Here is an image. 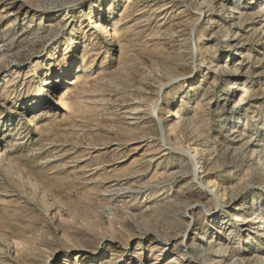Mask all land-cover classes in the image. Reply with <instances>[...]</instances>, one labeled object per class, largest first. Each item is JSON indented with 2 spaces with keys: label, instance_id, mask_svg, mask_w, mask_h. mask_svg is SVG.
<instances>
[{
  "label": "rangeland",
  "instance_id": "1",
  "mask_svg": "<svg viewBox=\"0 0 264 264\" xmlns=\"http://www.w3.org/2000/svg\"><path fill=\"white\" fill-rule=\"evenodd\" d=\"M10 1L0 2V264H180L189 254L198 264H264V165L251 151L264 148V0L210 1L242 8L232 21L207 15L201 0H25L39 11L19 8L20 1L7 8ZM91 2L92 16L107 17L109 30L94 35L99 54L86 60L92 85L72 106L59 100L65 87H72L71 98L83 91L67 83L77 68L83 73L85 29L74 30ZM127 10L130 39L118 40L113 24ZM60 15H74L69 29V23L57 25ZM235 21L240 29L231 26ZM229 30L241 45L239 55L226 56ZM181 56L186 64L176 63ZM211 59L235 75L207 72ZM9 62L19 64L9 70ZM50 62L54 81L44 85L43 103L27 110ZM28 68L22 88L3 90ZM225 90L233 101L223 108ZM121 103L142 104L146 129L127 128ZM164 118L180 129L169 136ZM139 135L148 138L133 139ZM101 141L110 144L85 153ZM183 146L207 151L213 188L203 186L202 169ZM13 165L22 173L13 175ZM26 173L35 190L25 187ZM191 176L204 188L198 206L195 190L187 189ZM230 191L239 194L234 204ZM245 215L256 217L253 227L242 223ZM187 224L186 233L179 232ZM220 226L223 233H213ZM82 227L102 238L98 254L88 258L85 250L70 249V232ZM151 234L173 237L151 243Z\"/></svg>",
  "mask_w": 264,
  "mask_h": 264
},
{
  "label": "bare ground",
  "instance_id": "2",
  "mask_svg": "<svg viewBox=\"0 0 264 264\" xmlns=\"http://www.w3.org/2000/svg\"><path fill=\"white\" fill-rule=\"evenodd\" d=\"M15 1H20L19 2L20 4H18L19 8L22 7V6H28L29 8L34 9L36 11L41 10V9H38V8H33L32 6H30V4H27L28 2H26L25 0H11L10 2L4 3V4H6L8 6L7 8H9L10 5H8V4H12ZM96 1H98V0H96ZM111 1L112 0H106L107 5L110 4ZM210 1L211 0H201V2H204V3L207 2V3L204 4V6L206 7L205 11L207 13L209 12L207 15L215 14V16L216 15L218 17L220 16L221 18H223V20H227V21L228 20H231V21L232 20H239L241 15H243V12H241L242 8L241 9H239L238 7L234 8L235 6L231 5V6H229L226 9V7L224 8L225 4H223V2L219 3L218 6H216V4L213 6L212 4H210ZM216 1H218V0H216ZM221 1H225V0H221ZM232 1L234 2L235 0H232ZM0 2H1V0H0ZM252 2H253V0H249L247 3H252ZM92 6H94V2L90 3V6H89L90 10H89L88 14H81L80 15L81 21L77 24V27L75 26V30H74V33H77L80 27L85 29V33L83 34V36L80 37L81 38V42L83 44V48L81 50V55H82L81 56V65H83V68H82L83 73H82L80 68L79 69L77 68V70H79V71H76L74 78H71L69 80V82L67 83V84L73 85V87L80 86L83 89V91L76 93L75 96L73 95L75 98H71L69 95L73 91L72 87L71 88L65 87L64 91L61 93V98L59 100L61 102V101H66V100L70 99L72 106H74L77 103V99H80V97L82 95H86L88 93L87 92L88 88L92 85L91 79H89V77L91 75V68L92 67L88 66L89 62H87L86 60L88 59V57H90V55H93V54L98 55L99 54V52H98V50H99V46H98L99 42L95 41L96 37H94V35L96 34L98 29H102V28H107L108 29V26L104 27V23L106 22V18L107 17L104 18L102 16L100 17L99 15H98V17H96V16L93 17L92 16V10H91ZM66 7H68V6H66ZM217 7H219V8L217 9ZM107 9L110 10V8H107ZM50 10L53 11L54 9L49 8V9H47L45 11L47 12V11H50ZM98 10H99L98 14H101L100 13L101 5L98 6ZM263 11H264V6H261L259 8V13H260L259 15L260 16L263 15ZM111 14H112V12H111ZM39 16L42 18L43 15L41 14ZM130 16H131L130 11H128V10L124 11L116 19V23L113 24V34H114V36H116V38L118 40H119V37L122 38L125 41H128L130 39L129 38L130 36H127L125 34V31H126L125 24H127L129 22ZM73 18H74V15H69V16L60 15L59 18L56 19V22H57V25H59V26H62V25L64 26V25H67L69 23V25H68V29H69L71 27V25H72V22L74 21ZM100 21H101V23H100ZM236 22L237 21L232 22L231 26L240 29L238 23H236ZM88 23H89V25L86 27V24H88ZM230 32H231L230 30L226 32L225 40H223L224 51L227 53L226 56H229V55H232V54H238L239 55V53H240L239 50L241 49V47H240L241 45H240V43L235 42L236 41V37H237L236 33H234V35L231 36ZM109 33L110 32H108L107 35H109ZM88 34H89V36H87ZM49 35H51V34H49ZM110 35H112V33ZM57 38H58V32H54V34L52 36V40H53L52 44L53 45L49 48L50 52H54L55 46H56V44H54V43L56 42ZM86 40H88V43H86ZM89 44H90V47L88 48L87 46ZM218 48L219 47H218V44H217L216 48H214V50L217 51ZM68 51H70V49H69V46L66 45V47L64 48V55ZM49 55L50 54L47 53L46 56H49ZM68 57L69 56H65V57H63V59L66 60ZM182 58L183 57L181 56L179 58L181 60L176 62V63L179 64V65L186 64V62H184L185 59L184 58L182 59ZM11 62H13V61H11ZM11 62H9L8 65H6L9 70H11L14 67H17L18 64H19V63L18 64H15V63L13 64ZM38 62L39 61H36L35 64L38 63ZM32 65H34V64H32ZM31 66H30V68H31ZM103 66H104V63L101 64L99 67H103ZM204 66H205V69H206L207 72L211 71L212 73H219V74L226 75V76H234L235 75L234 72H231V71L227 70L228 67H227L226 63L218 64V63H215L213 61V59H211L209 61V63H207V65H204ZM30 68H28L27 72H25V73H21V71H18L16 76L11 81L5 82V84L3 86V90L4 89H8L9 86H13V88H14L15 85H17V86L22 88L26 84L27 77L31 75V73H28V71L31 70ZM52 72H53L52 63L50 62L49 66H48V69L44 73L43 79H44L45 82L42 83V85L39 86V88L37 89L36 93H34L33 97H31L29 99V101L27 102V105H26V109L27 110L32 108V107H34V106H37V105H40L41 103H43V101L45 99V98H42V96L44 95V93L42 91H43V89L45 90V86L44 85L47 84V83L50 84V83H52L54 81V80H50V77L53 74ZM21 76H22V78L20 79ZM46 79H49L50 81L47 82ZM226 80L228 81V78ZM226 90L223 91V94H222V97H221L222 100H223V104H222L223 108H224L225 105H228V102H232L233 101V99L231 97L232 95H230V93H228ZM14 91H15V89H13V92ZM119 106H121V108H125V111H123V113H124L123 116L121 117V115H120V117L123 118V120L126 121L127 125H131V126H127V128H130V129H143V128H145L146 129V126L148 125L147 122H148V118L149 117L147 116V113L145 112L144 109H140V106H142V104L132 103V105H130V104H126V103H121V104H119ZM120 110L121 109H119V111ZM178 111L176 112V116L178 114ZM37 117H40V114ZM26 120H31V118L27 117ZM161 122H162V126L163 127H167L166 130L168 131V135L169 136L172 133H174L176 130L180 129V126L178 124L174 127L173 124L171 122H169L168 120H166L165 118L163 120H161ZM142 138H148V137H145V135H142V136L139 135V136H136V138H133V139H137L138 140V139H142ZM101 142H103V141H101ZM248 142H250V141H248ZM108 144H110V143L105 141V142L99 143V144L95 143L94 146L93 145H91V146L87 145L86 148H85V150H87V152H85V153L86 154H90L91 153L90 149H95V150L100 151V147L106 148ZM121 145H122V143H119L117 147H120ZM185 146H183V147H184V152L187 154V157H189L191 160L195 159L196 163L199 165V168L202 169V170L198 171V174L201 173L202 175L201 176H199L198 174L197 175H198V177L203 178V181H204V183H203L204 185L203 186L206 187V188H209V189L213 188L214 185H215V180H210V179L207 178V177H209L210 170H211V168H209V165L212 162L211 158L208 157L207 151L205 149L201 148V147L191 148V147H185ZM160 148H162L161 145H160ZM163 150H165V149L162 148L161 151H163ZM251 151L254 152L255 154L259 155L256 158L257 165H259V164L260 165H264V148L263 149H259V147L255 145V147L251 148ZM13 169H12L11 173H13V175H15V176H17V174H21L22 173L20 168L17 167L16 165H13ZM195 169H197L196 166H195ZM87 170H89V169H87ZM176 176H183V174H178ZM24 179H25V187L29 191H32V190L36 189L35 184L33 182V179L31 178V176L28 173L25 174ZM189 179L190 180L187 182V189L188 190H195V192L197 194V199L194 202L198 206V204L201 202L202 198L204 197V193L202 192V191H204V188L202 186H200V185H196L197 181L195 182V179H199V178H194V176H191ZM227 194H228V197H227L228 198V202L231 203V204H234V200L239 196V194L238 193H234L233 191H230ZM217 196H221V195H219L217 193ZM39 199H41V198H39ZM219 201L223 202L221 198L219 199ZM208 203H209L208 204V208L210 209V206H212L211 204L213 203V200L211 199ZM235 209H237V206L233 207V210H235ZM226 214H230V212L226 211ZM212 215L214 216L215 214H212ZM233 215H235V214H233ZM253 218H256V217H252L250 215H245V216H243L242 223L244 225H246V224L249 225V227H253L252 226ZM227 221H228V219L225 218V224H226ZM223 222H221V224ZM188 226H189V224L181 227L182 230L179 231V232L184 231L186 233V230H187ZM250 231H252V230H250ZM62 232L64 233V230H62ZM213 233H219V234L223 233V230H221V226H220L219 229H216ZM69 237L71 238V240L74 242V245H75V246L72 245L70 249H72V250L74 249V250H77L79 252L82 251V250H85L86 254H85L84 258H88L87 255H89V254H98L97 250H98V247H99V245L101 243L102 238H100L99 236L94 235L93 232L91 233L88 229H86V227L83 228V229H80V230H75L73 233L70 232V236ZM172 237L173 236H171L169 239L168 238H164L162 240V239L158 238L157 235L151 234L149 239H150V242L153 243V242H159V241H165V240L166 241H170ZM199 240H201L200 242H202L203 240H206L205 231L204 230H203L201 236H199ZM178 245H180V244H178ZM125 247H127V245H125ZM138 247L139 246H136V249H138ZM201 250H203L205 252L207 250V247L203 248L201 246ZM203 251H201V253H203ZM208 252L209 251H207V253ZM161 254L162 253H161V251L159 249L154 252V255H155L156 259H160L159 255H161ZM51 255H54V253H51ZM175 260L176 259H170L169 264L178 263V261H175ZM130 263L131 262H129V264ZM110 264H118V260H116V261L114 260L112 263L110 262ZM180 264H198V263L191 256V254H189L184 261L180 262Z\"/></svg>",
  "mask_w": 264,
  "mask_h": 264
}]
</instances>
